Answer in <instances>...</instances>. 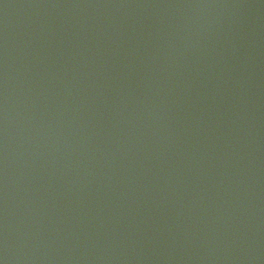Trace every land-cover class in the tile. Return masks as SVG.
I'll list each match as a JSON object with an SVG mask.
<instances>
[{
	"label": "water",
	"instance_id": "water-1",
	"mask_svg": "<svg viewBox=\"0 0 264 264\" xmlns=\"http://www.w3.org/2000/svg\"><path fill=\"white\" fill-rule=\"evenodd\" d=\"M0 264H264V0H0Z\"/></svg>",
	"mask_w": 264,
	"mask_h": 264
}]
</instances>
